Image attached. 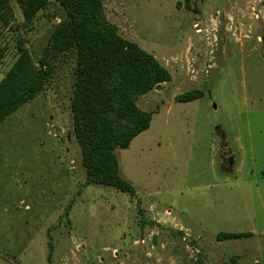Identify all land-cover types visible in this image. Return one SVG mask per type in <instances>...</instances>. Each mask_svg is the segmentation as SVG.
I'll list each match as a JSON object with an SVG mask.
<instances>
[{
    "label": "rangeland",
    "instance_id": "374dc122",
    "mask_svg": "<svg viewBox=\"0 0 264 264\" xmlns=\"http://www.w3.org/2000/svg\"><path fill=\"white\" fill-rule=\"evenodd\" d=\"M172 81L138 99L150 128L118 150L136 190L86 185L70 110L74 58L0 129V264H264V0H104ZM0 37V82L36 63L61 7ZM3 51V52H2ZM201 91L204 97L177 102ZM220 233L247 234L219 241Z\"/></svg>",
    "mask_w": 264,
    "mask_h": 264
},
{
    "label": "trees",
    "instance_id": "16d2710c",
    "mask_svg": "<svg viewBox=\"0 0 264 264\" xmlns=\"http://www.w3.org/2000/svg\"><path fill=\"white\" fill-rule=\"evenodd\" d=\"M25 26L53 4L61 7L43 56L35 62L25 38L16 42L15 62L0 82V129L6 120L33 101L50 83L52 57L74 58L70 110L75 139L86 170V185H100L136 195L120 174L118 150L128 149L147 131L153 113L142 110L138 99L172 81L169 70L135 42L124 39L106 14L104 0H15ZM12 0H0V37L12 29ZM3 52V51H2ZM204 97L201 91L178 96L177 102ZM220 233L219 241L247 237Z\"/></svg>",
    "mask_w": 264,
    "mask_h": 264
}]
</instances>
